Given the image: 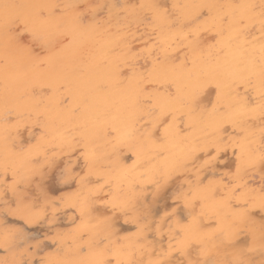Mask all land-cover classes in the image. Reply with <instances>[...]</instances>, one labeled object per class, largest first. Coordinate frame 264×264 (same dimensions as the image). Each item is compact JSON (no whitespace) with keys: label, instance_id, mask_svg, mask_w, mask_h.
Listing matches in <instances>:
<instances>
[{"label":"clouds","instance_id":"9594fccd","mask_svg":"<svg viewBox=\"0 0 264 264\" xmlns=\"http://www.w3.org/2000/svg\"><path fill=\"white\" fill-rule=\"evenodd\" d=\"M0 264H264V0H0Z\"/></svg>","mask_w":264,"mask_h":264}]
</instances>
